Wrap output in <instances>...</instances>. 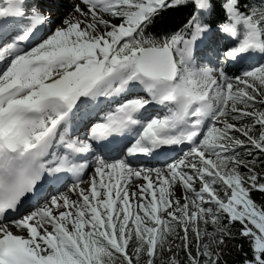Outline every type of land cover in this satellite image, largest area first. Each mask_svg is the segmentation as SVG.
<instances>
[{"label": "snow or ice", "instance_id": "snow-or-ice-1", "mask_svg": "<svg viewBox=\"0 0 264 264\" xmlns=\"http://www.w3.org/2000/svg\"><path fill=\"white\" fill-rule=\"evenodd\" d=\"M254 192L264 0H0V264H264Z\"/></svg>", "mask_w": 264, "mask_h": 264}, {"label": "trees", "instance_id": "trees-1", "mask_svg": "<svg viewBox=\"0 0 264 264\" xmlns=\"http://www.w3.org/2000/svg\"><path fill=\"white\" fill-rule=\"evenodd\" d=\"M182 12L183 10L181 9H174L163 13L161 17L157 18V21L151 30L157 31L160 29H175L179 27L180 23H182L184 20ZM253 196L257 200V202H260L262 199H264V196H262L258 192H254ZM236 243H239V241L237 240ZM229 244L231 245V241L229 242ZM225 252L227 253L228 249H225ZM240 256L241 253L233 249L230 255L225 256V259L228 260V264H235V261L238 260Z\"/></svg>", "mask_w": 264, "mask_h": 264}, {"label": "rangeland", "instance_id": "rangeland-1", "mask_svg": "<svg viewBox=\"0 0 264 264\" xmlns=\"http://www.w3.org/2000/svg\"><path fill=\"white\" fill-rule=\"evenodd\" d=\"M53 15H55V13H53ZM87 179V178H86Z\"/></svg>", "mask_w": 264, "mask_h": 264}, {"label": "bare ground", "instance_id": "bare-ground-1", "mask_svg": "<svg viewBox=\"0 0 264 264\" xmlns=\"http://www.w3.org/2000/svg\"><path fill=\"white\" fill-rule=\"evenodd\" d=\"M85 178H86V176H85Z\"/></svg>", "mask_w": 264, "mask_h": 264}]
</instances>
